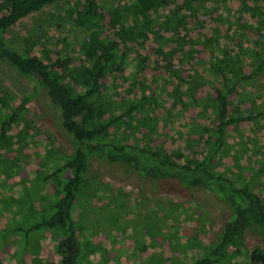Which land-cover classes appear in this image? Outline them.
I'll return each instance as SVG.
<instances>
[{
  "label": "trees",
  "instance_id": "obj_1",
  "mask_svg": "<svg viewBox=\"0 0 264 264\" xmlns=\"http://www.w3.org/2000/svg\"><path fill=\"white\" fill-rule=\"evenodd\" d=\"M62 1L0 0V65L13 69L24 83L23 88L13 85L23 96L18 105L0 98V178L11 179L21 166L27 145L18 137L22 131L11 132L26 106L41 104V91L52 110L39 118L58 127L57 132L61 129L74 146L70 155H46L30 185L20 184V197L10 200L17 211L6 207L12 218L20 217L0 229V243L14 238L20 258L30 254L32 264H53L42 258L39 238L50 232L61 238L60 264H80L83 242L74 211L97 159L114 167L113 176L122 164L154 183H178L187 193H173L179 198H196L198 189L223 202L225 218L210 235L209 246L188 264H264V193L258 183L264 164L257 171L247 168L251 177L243 169H219L220 157L240 166L242 157L232 155L229 146L230 133L242 123L264 120V95L251 96L264 81V0H234V21L225 35L220 24L212 35H193V20L202 28L206 21L198 18L212 19L220 10L214 8L215 0H68L64 15L83 31L78 52L68 49L66 39L57 52L45 43L25 40L24 51L8 42L9 30L20 21ZM222 1L227 6L229 0ZM217 16L213 21L222 23V15ZM233 26L247 33V46L243 34L230 37ZM150 41L171 83L164 94L145 75ZM120 80L129 82L123 91L116 84ZM161 95L171 101V109L187 112L194 106L208 120L192 124L190 137L182 135L183 143L172 150L157 144L154 135L161 121L157 113H166ZM248 233L258 245L246 261H236L235 247Z\"/></svg>",
  "mask_w": 264,
  "mask_h": 264
},
{
  "label": "rangeland",
  "instance_id": "obj_2",
  "mask_svg": "<svg viewBox=\"0 0 264 264\" xmlns=\"http://www.w3.org/2000/svg\"><path fill=\"white\" fill-rule=\"evenodd\" d=\"M215 1H219L214 8L220 9L216 11L222 15L223 22L219 21L220 23L216 24L213 21V18L218 17L217 13L212 19L210 16L201 15L198 21L206 22L201 28L193 20L191 22L194 26L193 35L198 33L212 35V30L218 24L221 25L222 34H226L228 27L234 21L236 3L234 0H229L226 6L222 0ZM67 2L68 0H64L45 7L39 13L20 21L9 30L8 42L13 46H21L24 51L25 40H29V43H45L48 49L57 52L62 49L63 41L66 39L68 49L78 52L83 31L64 15ZM231 29L230 37L243 34L242 40L247 46L249 42L247 33L236 26ZM235 42L238 40L235 39ZM153 46H156L154 41L148 42L150 60L147 61L145 75L149 82L164 94V91L171 88V83L163 68L164 62L152 52ZM198 57L205 56L198 55ZM158 61H161L159 67L155 64ZM0 72L10 76L13 83L6 81L3 73H0V98L18 105L23 96L15 87L23 88L22 78L13 69L4 68L2 65ZM261 83L260 91L256 94L251 93L253 98L264 95V81ZM116 84L118 91H123L128 87L129 82L120 80ZM113 89L114 86L112 91ZM207 90L206 88L201 94H205ZM247 92L246 89V94ZM162 97L161 95L160 99L163 103L166 102L164 105L166 113L161 110L157 113L161 121L157 128H154V135L157 137V144H163L167 149L172 150L176 145L183 143L182 135L190 137L192 124H206L208 120L201 116L200 108L190 106L187 112L173 110L171 101H164ZM40 98L46 104L43 101H40L41 104H37L36 101L31 102L26 106V112L11 132L18 134L22 131L18 137L22 140V144L27 146L24 149L21 166L13 171L14 176L5 182L4 175L0 178V229L15 217H20L15 213L16 216L12 214L14 217L12 218L6 207L9 206V209L13 207V210L17 211L16 203H11L10 200L12 197L15 199L20 197L23 192V186L20 185L22 182H28L26 185H30L43 158L51 154L70 155L74 151V146L66 133L61 129L57 132L58 127L53 128L39 118L40 113L49 115L52 110V104L42 91ZM257 103H260V100ZM54 123L58 124V121ZM263 123L264 120L257 125L242 123L238 126V130L230 133L229 146L232 155L237 153L242 157L239 161L240 166H235L230 157H220L219 169H231L235 173L243 169L245 177H251V172L250 170L248 172L247 168L251 167L253 171H257L263 166ZM59 134H63V137ZM10 157L14 158L15 154H11ZM119 167L121 171L117 169L113 173L116 176H113L110 170L114 167L111 168L97 159L92 162L87 190L77 202L74 211L83 242L80 264L81 261L83 264H188L194 256L202 253L204 246H209L210 235L215 231L217 224L225 218V206L217 196L195 189L193 192L196 198L190 196L185 200L176 196L182 197L187 194L184 187L178 183L164 184V182V185L154 183L150 179L139 177L133 171L127 172L126 166L122 164H119ZM258 183L261 184L264 193V177L260 178ZM36 210L40 212L42 206H36ZM39 238L42 258L53 264H60L57 245L61 238L54 237L50 232L41 233ZM255 245L258 243L252 234H246L242 242L235 247L236 261H246ZM19 250L20 247L14 238L6 244L0 243V264H32V256L26 254L20 258L17 254Z\"/></svg>",
  "mask_w": 264,
  "mask_h": 264
}]
</instances>
